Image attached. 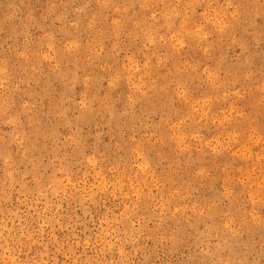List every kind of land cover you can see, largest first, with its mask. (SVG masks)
Segmentation results:
<instances>
[{
    "label": "rangeland",
    "instance_id": "obj_1",
    "mask_svg": "<svg viewBox=\"0 0 264 264\" xmlns=\"http://www.w3.org/2000/svg\"><path fill=\"white\" fill-rule=\"evenodd\" d=\"M0 264H264V0H0Z\"/></svg>",
    "mask_w": 264,
    "mask_h": 264
}]
</instances>
